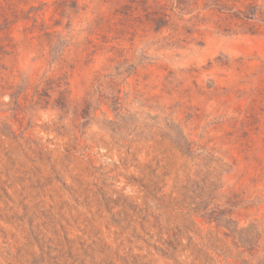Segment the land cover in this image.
I'll return each instance as SVG.
<instances>
[{"label": "rangeland", "instance_id": "obj_1", "mask_svg": "<svg viewBox=\"0 0 264 264\" xmlns=\"http://www.w3.org/2000/svg\"><path fill=\"white\" fill-rule=\"evenodd\" d=\"M0 264H264V0H0Z\"/></svg>", "mask_w": 264, "mask_h": 264}]
</instances>
